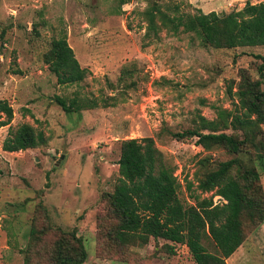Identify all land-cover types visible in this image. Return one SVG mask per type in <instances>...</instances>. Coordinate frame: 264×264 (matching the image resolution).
<instances>
[{"label": "rangeland", "instance_id": "obj_1", "mask_svg": "<svg viewBox=\"0 0 264 264\" xmlns=\"http://www.w3.org/2000/svg\"><path fill=\"white\" fill-rule=\"evenodd\" d=\"M245 1L0 0V100L13 111L10 123L0 128V264H54L61 240L76 246L72 232L87 255L82 264H195L186 247L162 239L128 248L111 239L119 219L108 207L124 140L151 139L174 167L175 196L160 190L136 197L141 215L175 213L195 205L198 195L214 205L225 203L216 190L201 194L196 187L230 159L236 163L233 172L255 170L264 190V138H256L247 153L232 155L220 147L203 149L197 136L172 137L215 132L201 127L204 120L215 121L218 109L241 111L239 70L264 89L262 60L255 57H264V46L203 48L194 34H174L169 25L156 39L152 32L145 35V11L153 4L178 17L199 10L227 14ZM61 37L88 70L79 83L58 85L44 62ZM56 97L67 104L75 100L79 111L65 114ZM23 124L43 133L44 145L3 151L4 140ZM243 229L245 241L226 264H264V221ZM203 244L216 253L210 239Z\"/></svg>", "mask_w": 264, "mask_h": 264}, {"label": "trees", "instance_id": "obj_2", "mask_svg": "<svg viewBox=\"0 0 264 264\" xmlns=\"http://www.w3.org/2000/svg\"><path fill=\"white\" fill-rule=\"evenodd\" d=\"M147 33L157 38L163 26H170L172 33L194 34L203 48L213 50H235L241 47L264 46V1L256 4L247 2L240 10L227 14L203 13L184 14L170 17L161 12L159 5L145 11ZM159 18L161 24H157ZM259 74L262 77L264 57ZM55 75L58 85L81 82L88 73L77 61L66 39L54 40L44 56ZM238 107L241 111L217 110V119L205 121L203 129L216 131L179 132L172 137L181 141L197 136L196 144L203 149L220 147L232 155L245 154L256 146L255 139L264 138V89L260 80H252L239 70ZM233 83V82H232ZM230 92V91H229ZM56 104L65 114L79 111L75 100L70 104L60 97ZM13 111L6 100H0V128L10 123ZM3 119V120H2ZM231 131L232 133H229ZM46 139L31 126H19L2 144L9 153L31 150L44 145ZM118 165L119 178L110 195L108 211L119 219L111 230V239L119 246L128 248L146 245L150 238L162 239L187 248L195 264H226V260L243 244L246 238L243 227L256 226L264 221V190L259 185L255 170L233 172L235 160L220 162L216 169L207 172L196 187L201 194L216 190V195L225 203L214 205L211 198L195 196V205L179 208L172 214H139L134 207L136 197L147 198L152 192L165 190L173 196L176 189L174 167L168 164L151 139H128L120 144ZM191 185L188 184V188ZM153 194V193H152ZM76 246L69 242L57 245L54 264H82L86 259L84 246L72 232ZM211 240L216 253L211 254L203 244L204 238ZM169 254L173 246H166ZM25 264V263H24Z\"/></svg>", "mask_w": 264, "mask_h": 264}, {"label": "crops", "instance_id": "obj_3", "mask_svg": "<svg viewBox=\"0 0 264 264\" xmlns=\"http://www.w3.org/2000/svg\"><path fill=\"white\" fill-rule=\"evenodd\" d=\"M261 1H263V0H259V1H255V2H250V0H246V1H245V4H246L247 2H249V3H251V4H255V3H259V2H261ZM245 4H244V5H245ZM242 6H243V5H242ZM243 7H244V6H243ZM240 9H242V8H239V10H240Z\"/></svg>", "mask_w": 264, "mask_h": 264}, {"label": "water", "instance_id": "obj_4", "mask_svg": "<svg viewBox=\"0 0 264 264\" xmlns=\"http://www.w3.org/2000/svg\"><path fill=\"white\" fill-rule=\"evenodd\" d=\"M64 153H65V151H63V154L61 155L60 159L64 158Z\"/></svg>", "mask_w": 264, "mask_h": 264}]
</instances>
